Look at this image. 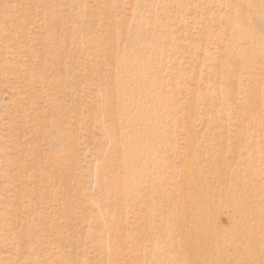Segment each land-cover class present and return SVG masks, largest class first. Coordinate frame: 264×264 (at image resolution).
<instances>
[{"label": "rangeland", "instance_id": "rangeland-1", "mask_svg": "<svg viewBox=\"0 0 264 264\" xmlns=\"http://www.w3.org/2000/svg\"><path fill=\"white\" fill-rule=\"evenodd\" d=\"M0 264H264V0H0Z\"/></svg>", "mask_w": 264, "mask_h": 264}]
</instances>
